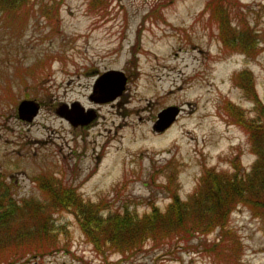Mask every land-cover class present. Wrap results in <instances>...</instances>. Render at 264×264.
Wrapping results in <instances>:
<instances>
[{"label":"rangeland","instance_id":"1","mask_svg":"<svg viewBox=\"0 0 264 264\" xmlns=\"http://www.w3.org/2000/svg\"><path fill=\"white\" fill-rule=\"evenodd\" d=\"M107 70L124 72L125 89L93 102ZM22 100L40 106L31 121L18 118ZM72 104L95 118L71 125L57 110ZM169 105L178 117L155 132ZM257 119L264 0H28L16 17L0 13V177L17 201L46 205L18 219L22 237L0 244V264H264V162L256 166L247 131ZM235 172L261 187L230 206L223 227L145 237L125 252L95 244L73 208L48 206L59 183L102 216H140L186 200L205 174Z\"/></svg>","mask_w":264,"mask_h":264},{"label":"trees","instance_id":"2","mask_svg":"<svg viewBox=\"0 0 264 264\" xmlns=\"http://www.w3.org/2000/svg\"><path fill=\"white\" fill-rule=\"evenodd\" d=\"M27 2L28 0H0V13L16 17L21 14V8ZM251 123L252 128L247 130L248 139L257 157L258 167L264 162V123L258 119ZM202 180L204 182L201 181L202 184L186 200L174 196L165 211L153 206L150 212L140 216L127 208L122 211H110L102 216L98 210L100 204L97 207L91 202L82 201L79 196L61 189L59 183L53 185L55 190H51L48 195V206L73 208L80 228L86 236L95 241V244L99 246L100 243H109L112 248L125 252L135 249L138 241L145 237L152 240L183 238L187 230L207 233L216 226L223 227L230 206L237 202L250 204L251 201H255L254 190L261 187L259 184H254L248 176L237 177L236 172L232 176L208 173ZM45 207L44 203L38 201H17L12 196L10 185L5 184L0 177V228L4 226L6 235L4 239V234H1L0 244L22 237V234L18 236V230L14 234L13 231L14 225L20 223L18 219L23 217V214L26 215L25 211L28 215H35L45 210ZM40 223L51 222L45 217ZM40 231H43L45 236L48 233L47 224L41 225ZM100 236L105 238L100 240Z\"/></svg>","mask_w":264,"mask_h":264},{"label":"water","instance_id":"3","mask_svg":"<svg viewBox=\"0 0 264 264\" xmlns=\"http://www.w3.org/2000/svg\"><path fill=\"white\" fill-rule=\"evenodd\" d=\"M127 77L124 72L118 70H107L100 74L94 81L89 99L96 103H103L115 100L125 89ZM71 109L65 107L57 110L60 116L65 117L71 125H87L96 116L92 109L82 112V109L72 104ZM39 104L34 100H22L17 107L18 118L31 121L39 112ZM180 113V107L169 105L161 109L154 120L152 129L155 132H163L169 128Z\"/></svg>","mask_w":264,"mask_h":264}]
</instances>
